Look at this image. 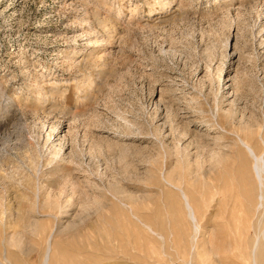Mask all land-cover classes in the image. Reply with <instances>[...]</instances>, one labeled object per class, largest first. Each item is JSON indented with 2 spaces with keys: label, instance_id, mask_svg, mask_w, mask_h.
Masks as SVG:
<instances>
[{
  "label": "rangeland",
  "instance_id": "rangeland-1",
  "mask_svg": "<svg viewBox=\"0 0 264 264\" xmlns=\"http://www.w3.org/2000/svg\"><path fill=\"white\" fill-rule=\"evenodd\" d=\"M256 158L264 0H0V264H254Z\"/></svg>",
  "mask_w": 264,
  "mask_h": 264
},
{
  "label": "bare ground",
  "instance_id": "bare-ground-1",
  "mask_svg": "<svg viewBox=\"0 0 264 264\" xmlns=\"http://www.w3.org/2000/svg\"><path fill=\"white\" fill-rule=\"evenodd\" d=\"M213 125V124H212ZM198 140V139H197ZM198 141H200V139L198 140ZM247 149H248V151L252 154V155H254V152H253V150L251 149V148H249V147H247ZM60 151V150H59ZM256 156V155H255ZM263 159V158H262ZM262 159H260V158H256L255 159V161H256V163H255V171H256V173H257V176H258V178H260L262 175H261V172L263 171L262 170V166L264 165V161H262ZM264 160V159H263ZM36 162V161H35ZM64 166V165H63ZM65 166H67V165H65ZM55 172V171H54ZM29 176V175H28ZM2 181V180H1ZM6 182V181H5ZM261 182V181H260ZM1 183V182H0ZM3 184V183H2ZM7 184V183H6ZM261 184V183H260ZM1 188H3V187H5L6 188V190L7 189H9L10 188V185H9V188H8V186L6 187V186H4L3 185V187L2 186H0ZM5 188H4V190H5ZM73 188V187H72ZM15 189V188H14ZM75 189V188H74ZM3 190V191H4ZM11 190V189H10ZM9 190V191H10ZM9 191H5V193H4V196H1L0 197V214L1 215H5V216H10L11 217V215L13 214V211H14V206H13V204L14 203H12L11 202V198L9 199ZM15 192V191H14ZM2 195V194H1ZM21 195V194H20ZM185 199V198H184ZM186 201V200H185ZM262 201V200H261ZM261 201H259L258 203L260 204V205H262V203H261ZM187 202V201H186ZM69 204V203H68ZM71 205H72V203H70ZM19 207V206H18ZM193 207V206H192ZM189 204H187V211H188V215H189V217H190V219H193L194 218V214H195V209L194 208H192ZM17 208V207H16ZM58 209H59V211L62 213L63 211H62V206H58L57 207ZM86 208V207H85ZM17 211V210H16ZM15 212V211H14ZM7 218V217H6ZM72 220V219H71ZM260 223V222H259ZM31 227H33V226H31ZM75 228V227H74ZM262 230V229H261ZM259 231V230H257V232H255L254 233V239H253V241H252V243H251V256L253 257V262H254V264H258V263H256L257 261H256V259H255V251H256V249H257V246H258V243H259V240H260V238H264V232H263V230L262 231ZM262 238V239H263ZM261 241V240H260ZM47 249H49L50 250V248L48 247ZM50 252V251H49ZM48 254L49 253H47V256H48ZM258 254H259V252H258ZM261 254V253H260ZM46 256V255H45ZM256 256H257V254H256ZM260 256V255H259ZM258 256V257H259ZM258 257H257V259H258ZM259 259H260V257H259ZM259 261V260H258ZM46 262V261H45Z\"/></svg>",
  "mask_w": 264,
  "mask_h": 264
}]
</instances>
